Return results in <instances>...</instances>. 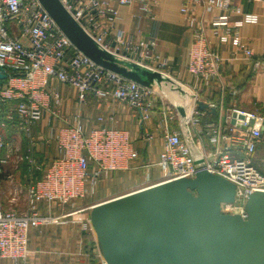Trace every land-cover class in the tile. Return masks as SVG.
<instances>
[{
    "label": "built area",
    "instance_id": "obj_1",
    "mask_svg": "<svg viewBox=\"0 0 264 264\" xmlns=\"http://www.w3.org/2000/svg\"><path fill=\"white\" fill-rule=\"evenodd\" d=\"M59 1L120 66L131 70L136 65L170 78V59L157 52L158 36L143 35V16H137L139 23L134 33L120 26L123 7L138 8L145 17L156 19L153 7L158 0ZM181 1V12L192 33L187 66L192 76L198 80L214 79L224 66L238 60L252 63L257 70L264 69V48L261 57H257L240 33L245 24L257 19L244 11L238 0ZM198 7L203 8L204 15L197 14ZM236 15L240 17L235 20ZM230 44L234 50L225 57L220 46ZM0 69L7 76L0 80V103L9 107L0 119V149L5 152L0 159V262L28 264L31 232L76 215L81 216L82 231L100 248L90 217L99 203L77 207L76 202L92 194L100 180L118 171L158 166L161 177L147 179L143 187L135 190L139 191L194 178L200 171L208 170L236 185L235 201L223 203L222 212L244 218L250 195L264 191V172L253 159L263 140L264 118L255 114L234 110L246 115L245 120H238L244 126L255 119L253 126L242 129L231 123L234 111L225 121H204L210 112L198 109L201 99L197 93L192 113L186 117L179 114L176 105L164 103L163 148L156 164L143 165H138L141 153L130 130L119 125L114 113L99 116V125L91 128H87L81 111L68 118L63 110L65 98L54 83L74 88L80 107L87 104L90 95L126 104L138 118V138L152 141L156 135L150 123L162 84L143 85L96 63L74 45L40 0H0ZM45 112L60 118L61 125L53 138L57 156L43 168L36 154L38 139L34 128ZM10 122H18L19 133L28 140V151L21 157L29 165L23 211L7 209L3 203L4 166L18 154V148L6 135ZM205 135L212 151L204 144ZM69 206L71 209L60 214L54 211ZM84 212L88 213L86 217ZM100 252L101 264H107L101 248Z\"/></svg>",
    "mask_w": 264,
    "mask_h": 264
},
{
    "label": "water",
    "instance_id": "obj_2",
    "mask_svg": "<svg viewBox=\"0 0 264 264\" xmlns=\"http://www.w3.org/2000/svg\"><path fill=\"white\" fill-rule=\"evenodd\" d=\"M74 45L99 65L143 85L162 82L161 72L120 66L90 38L59 0H40ZM0 69V80L6 79ZM198 109L217 113L199 100ZM186 117L183 106H176ZM246 115L234 111L232 124ZM264 125V120H263ZM264 139V130H263ZM236 198V185L208 170L129 192L101 202L90 212L107 264H264V191L250 195L247 216L222 212Z\"/></svg>",
    "mask_w": 264,
    "mask_h": 264
},
{
    "label": "crops",
    "instance_id": "obj_3",
    "mask_svg": "<svg viewBox=\"0 0 264 264\" xmlns=\"http://www.w3.org/2000/svg\"><path fill=\"white\" fill-rule=\"evenodd\" d=\"M238 2L243 6L246 13L254 15L257 19L255 23H247L241 28V38L253 47L257 57H261L264 48V0H238ZM181 7V0H158V3L153 7L156 19L145 17L138 8H121L124 16V20L120 24L121 28L130 33L136 32L139 23L137 16L142 15L143 35L158 36L157 52L170 59L168 74L186 87L185 90L177 87L184 91L183 96L177 94L179 95L178 101L166 98L159 90L161 94L156 97L150 127L156 138L160 140V144L159 147L152 145L147 150L148 155L153 158L151 161L153 164L157 163L163 148L162 109L164 103L181 105L189 115L192 113L195 104L194 96L197 93L201 100L212 104L217 110L216 114L209 113L206 115L204 121H220V119L225 121L227 115L234 110L264 118V69L257 70L252 63L238 60L224 66L219 76L214 79L198 80L188 72L192 33L181 12ZM197 14L204 15L202 7H198ZM239 17L236 15L234 19H239ZM220 49L223 56L229 57L234 46L232 44L223 45L220 46ZM54 85L61 90L65 102L67 101L69 105L72 104V101L74 102L73 104L76 105L74 113L82 112L87 128L99 125V116L114 113L120 126L128 125L127 129L130 130L136 141V146L140 149L142 141L133 130V125L137 126L139 134L138 118L126 104L113 102L108 97L101 99L90 95L87 104L80 107L77 102L78 94L74 88L59 83H54ZM67 109L68 107H65L64 104V113L70 118L74 113L70 110L67 112ZM87 109L92 111L91 114H87ZM60 125V118L52 117L49 112H45L43 119L35 125L34 132L38 139L37 152L40 154L41 160L47 157L50 162L57 156V148L53 138ZM204 144L208 151L213 150L206 135ZM235 153L236 151H233V154ZM45 158L44 160H46ZM253 159L255 165L264 172V139L259 144ZM154 167L158 166L155 165ZM159 171H161L160 168ZM160 177L161 173L155 175L156 180ZM41 208L45 212L44 204H41ZM69 209L71 206L64 208V210L56 208L54 211L56 214H60ZM100 253V248L94 240L82 231L81 216L76 215L31 232L28 264H101ZM0 264H12V262L3 260Z\"/></svg>",
    "mask_w": 264,
    "mask_h": 264
},
{
    "label": "rangeland",
    "instance_id": "obj_4",
    "mask_svg": "<svg viewBox=\"0 0 264 264\" xmlns=\"http://www.w3.org/2000/svg\"><path fill=\"white\" fill-rule=\"evenodd\" d=\"M169 80H173L174 82L176 81V79H174L173 77L170 76ZM177 82V81H176ZM167 83V84H166ZM162 84V88L161 93L166 97V98H170L172 101H178L179 100V95L175 94V90H177V92L179 93L180 91V96H183L182 93H184V91L181 89L179 90L176 87H181L184 90L186 89V87H184L182 84H180L179 82H177V86L175 85V87L173 85H171L170 83L168 84V81H163L161 82ZM188 90V89H187ZM175 95V96H174ZM74 102L72 101V104L69 105L68 102L66 101L65 107L67 106V112L72 111V113H74V111H76V105L73 104ZM70 108V109H69ZM78 109V108H77ZM66 110V109H65ZM91 110L88 111L87 109V114H91ZM177 123V122H176ZM176 125V124H175ZM124 127H128V125H125ZM15 128V127H12ZM137 126L133 125V130L134 133H137L136 135L139 136L138 134V129ZM7 136H9V140H11L13 142V144L15 145L16 148H18V154H15V156L13 157L12 161H10L9 164H7V166L5 167V171H6V179H5V185L3 188V203L5 208L9 209V208H17L20 211H23L25 208V182H26V174H25V165L23 162V159L21 157H23V155L25 153H27L28 151V140L19 133H16V138H12L10 136V133L7 129ZM26 140V141H25ZM140 141V140H139ZM138 141V142H139ZM142 143L140 144V153H141V159L138 161V165H143L146 163H151L152 161V157H150V155H148L147 150L150 149V147L152 145H157L159 147L160 144V140H158V138H155L152 141H143L141 140ZM140 141V142H141ZM139 142V143H140ZM139 145V144H138ZM44 153H46L45 151H43ZM37 157L39 158V160L42 162L40 163L42 165V167H46V165L49 162V158H45L46 160H44V158L41 160L40 159V154L37 152ZM42 154V152H41ZM43 155V154H42ZM20 156V157H19ZM42 157V156H41ZM158 173H161V171H159L158 167H141V168H137V169H133V170H129V171H118L113 173L108 179H102L99 181V183L97 184L94 192L90 195H88L85 199L80 200L79 202H77V207H86L89 206L91 204H96V203H100V202H104L107 200H110L112 198L121 196L123 194H127L131 191H135L141 187H143L145 185V182H147V179H155V175ZM8 175H12V178H8ZM19 193V195L17 194ZM83 217H86L88 215V213L84 212L82 213ZM36 242V240H35Z\"/></svg>",
    "mask_w": 264,
    "mask_h": 264
},
{
    "label": "trees",
    "instance_id": "obj_5",
    "mask_svg": "<svg viewBox=\"0 0 264 264\" xmlns=\"http://www.w3.org/2000/svg\"><path fill=\"white\" fill-rule=\"evenodd\" d=\"M8 109H9V107H8V105H3L2 103H0V119L1 118H3V116H4V114L6 113V111H8ZM211 113V112H210ZM212 114V113H211ZM12 127H15V128H12ZM8 131H9V133H10V136L12 137V138H16L15 136H16V133H18V122H10L9 123V125H8ZM7 135V134H6ZM7 137H9V136H7ZM9 139V138H8ZM26 141V140H25ZM26 154V153H25ZM24 154V155H25ZM5 156V152H4V150H2V149H0V159L1 158H3ZM23 162H24V165H25V174H26V181H27V179H28V169H29V165H28V163H27V161L24 159L23 160ZM10 163V162H9ZM8 163V164H9ZM7 165H5L4 166V171H5V167H6ZM6 171L4 172V175L6 176ZM37 176L38 177H41L42 176V173L41 172H38L37 173Z\"/></svg>",
    "mask_w": 264,
    "mask_h": 264
},
{
    "label": "bare ground",
    "instance_id": "obj_6",
    "mask_svg": "<svg viewBox=\"0 0 264 264\" xmlns=\"http://www.w3.org/2000/svg\"><path fill=\"white\" fill-rule=\"evenodd\" d=\"M169 79H170V78H169ZM169 79L166 80V81H168V84L170 83L171 85H174V86H175V85H176V86L178 85L176 81L174 82L173 80H169ZM162 82H163V81H162ZM159 84H161V82H159ZM166 84H167V83H166ZM176 88H177V87H176ZM174 92H175V94H179V93L177 92V90H175ZM174 96H175V95H174ZM180 101H181V100H180ZM182 101H183V99H182Z\"/></svg>",
    "mask_w": 264,
    "mask_h": 264
}]
</instances>
